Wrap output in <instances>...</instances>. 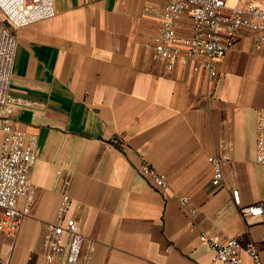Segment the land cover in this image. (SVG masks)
I'll return each instance as SVG.
<instances>
[{"label":"crops","instance_id":"crops-1","mask_svg":"<svg viewBox=\"0 0 264 264\" xmlns=\"http://www.w3.org/2000/svg\"><path fill=\"white\" fill-rule=\"evenodd\" d=\"M165 3L53 0L54 17L13 31L10 94L31 107L12 121L35 137L37 160L29 214L16 234L0 231V264H47L45 225L63 190L80 206V234L94 243L87 264H221L201 235L252 243L264 263V222L239 214L264 205V165L255 162L264 47L240 37L216 78L167 71L152 49L153 11ZM177 32L191 36L187 16ZM227 146L214 184L208 159ZM142 163L166 177L165 190L139 172ZM242 261L251 264L245 254Z\"/></svg>","mask_w":264,"mask_h":264},{"label":"built area","instance_id":"built-area-1","mask_svg":"<svg viewBox=\"0 0 264 264\" xmlns=\"http://www.w3.org/2000/svg\"><path fill=\"white\" fill-rule=\"evenodd\" d=\"M166 0L158 17L159 28L152 40L155 57L164 62L167 71L175 68L194 73L206 71L211 78L218 76L217 63L232 49L240 37L247 35L256 50L264 47V0ZM0 13L7 28L0 24V231L16 234L33 204V187L29 172L37 160L36 139L13 125L16 110H26L31 103L16 99L10 94L12 65L16 40L13 31L55 16L53 0H0ZM187 16L192 24L191 36L178 35V25ZM226 75H224L225 77ZM210 95V92H208ZM219 157L209 158L213 167L212 181H222V163L230 160L231 147ZM255 162L264 165V109L256 119ZM139 172L158 191L168 187L166 177L142 163ZM234 204L240 206L237 190L232 191ZM20 199L24 200L19 207ZM187 198H183L186 203ZM75 205L66 190L59 196L55 218L45 225L43 246L47 264H87L94 251V243L80 234L74 211ZM242 218H255L264 222V205L256 204L239 209ZM221 264H243L242 254L251 264H264L257 248L243 245L238 238L218 240L201 235ZM86 251L83 261L81 256Z\"/></svg>","mask_w":264,"mask_h":264},{"label":"rangeland","instance_id":"rangeland-1","mask_svg":"<svg viewBox=\"0 0 264 264\" xmlns=\"http://www.w3.org/2000/svg\"><path fill=\"white\" fill-rule=\"evenodd\" d=\"M228 6L232 7L235 5V0H228L227 1ZM0 24L4 27L7 28V24L4 20V18L2 17L1 13H0Z\"/></svg>","mask_w":264,"mask_h":264}]
</instances>
